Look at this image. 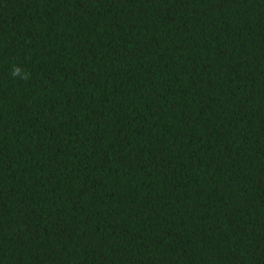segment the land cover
Instances as JSON below:
<instances>
[{"label":"trees","instance_id":"1","mask_svg":"<svg viewBox=\"0 0 264 264\" xmlns=\"http://www.w3.org/2000/svg\"><path fill=\"white\" fill-rule=\"evenodd\" d=\"M0 264H264V0H0Z\"/></svg>","mask_w":264,"mask_h":264},{"label":"clouds","instance_id":"2","mask_svg":"<svg viewBox=\"0 0 264 264\" xmlns=\"http://www.w3.org/2000/svg\"><path fill=\"white\" fill-rule=\"evenodd\" d=\"M18 72H19V70H18V69L14 70V74H17Z\"/></svg>","mask_w":264,"mask_h":264}]
</instances>
